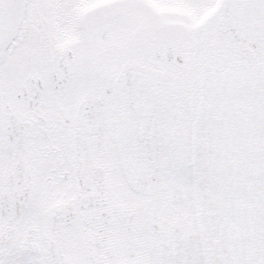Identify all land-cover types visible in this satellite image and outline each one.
Instances as JSON below:
<instances>
[{"label": "snow or ice", "instance_id": "obj_1", "mask_svg": "<svg viewBox=\"0 0 264 264\" xmlns=\"http://www.w3.org/2000/svg\"><path fill=\"white\" fill-rule=\"evenodd\" d=\"M0 264H264V0H0Z\"/></svg>", "mask_w": 264, "mask_h": 264}]
</instances>
